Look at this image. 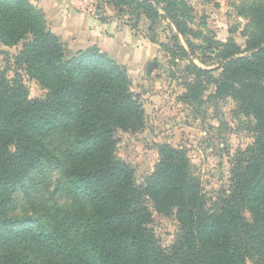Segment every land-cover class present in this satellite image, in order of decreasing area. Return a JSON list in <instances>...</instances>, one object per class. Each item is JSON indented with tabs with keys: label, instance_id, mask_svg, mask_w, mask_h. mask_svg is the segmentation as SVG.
Masks as SVG:
<instances>
[{
	"label": "trees",
	"instance_id": "16d2710c",
	"mask_svg": "<svg viewBox=\"0 0 264 264\" xmlns=\"http://www.w3.org/2000/svg\"><path fill=\"white\" fill-rule=\"evenodd\" d=\"M107 3L132 8L137 21L143 16L151 26L170 19L180 35L188 31L182 0ZM243 10L253 29L250 56L237 57L240 49L230 40L220 52L218 78L186 66L191 74L182 100L201 106L202 94L214 87L208 99L235 101L254 135L231 161L228 189L208 197L186 152L169 145L159 146L153 172L136 185L132 168L115 154L117 131L143 128V106L125 67L96 47L69 52L28 0H0V43L21 44L14 65L46 91L44 99H30L18 76L9 81L0 72V234L6 236L0 264H246L256 254L264 264V48L256 50L264 45V0ZM174 48L186 55L176 39ZM59 127L68 143L58 165L76 208L11 217V195L44 164L43 139ZM149 207L175 215L180 233L170 256L149 227Z\"/></svg>",
	"mask_w": 264,
	"mask_h": 264
},
{
	"label": "rangeland",
	"instance_id": "374dc122",
	"mask_svg": "<svg viewBox=\"0 0 264 264\" xmlns=\"http://www.w3.org/2000/svg\"><path fill=\"white\" fill-rule=\"evenodd\" d=\"M88 1L90 8L99 11L95 14L117 18L145 36L148 45H153L154 59L149 62L155 60L156 67L148 75L145 72L136 76L125 67L130 90L143 106V128L130 133L116 132V157L132 168L134 183H144L158 163L159 146L169 145L186 152L192 171L208 197H215L220 189H228L233 157L254 140L250 120L239 114L237 103L230 98L210 101L208 96L214 95V87L202 94L201 106L183 101L182 96L187 91L185 78L191 74L186 70L189 63L209 70L218 78L225 62L220 59V52L228 41L239 47L241 53L237 57L253 53L246 50L248 35L253 29H249V15L243 10V5L252 0H182L188 8L183 19L188 30L185 36L180 35L170 19H161L151 26L143 16L144 19L137 21L132 8H114L107 0ZM175 39L186 55L174 48ZM64 47L69 51L65 44ZM261 48L264 45L256 50ZM20 49L21 44L7 47L0 43V72L9 81L18 76L30 99H44L46 91L14 65V56ZM67 140L68 135L61 127L51 130L43 139L48 155L44 164L29 172L21 187L11 195V217L33 214L45 217L49 213L58 214L59 209L76 206L74 197L67 193L58 165L65 159ZM149 208L152 213L149 227L157 244L170 256L180 233L175 215L164 216ZM244 216L249 218L247 212ZM5 238V233L0 234V246ZM251 256L246 264H258V255Z\"/></svg>",
	"mask_w": 264,
	"mask_h": 264
},
{
	"label": "crops",
	"instance_id": "0c3cea01",
	"mask_svg": "<svg viewBox=\"0 0 264 264\" xmlns=\"http://www.w3.org/2000/svg\"><path fill=\"white\" fill-rule=\"evenodd\" d=\"M28 2L43 13L51 32L70 51H86L96 47L136 76L144 74L149 61L154 59L153 45H148L145 36L132 31L129 25L119 22L117 18L109 17L108 14L99 16L95 14L97 10L91 13L88 2L83 0H28Z\"/></svg>",
	"mask_w": 264,
	"mask_h": 264
},
{
	"label": "water",
	"instance_id": "95a60500",
	"mask_svg": "<svg viewBox=\"0 0 264 264\" xmlns=\"http://www.w3.org/2000/svg\"><path fill=\"white\" fill-rule=\"evenodd\" d=\"M156 67V61L153 60L151 63L148 64L147 68H146V75H148L150 73V71Z\"/></svg>",
	"mask_w": 264,
	"mask_h": 264
},
{
	"label": "built area",
	"instance_id": "2783aa9c",
	"mask_svg": "<svg viewBox=\"0 0 264 264\" xmlns=\"http://www.w3.org/2000/svg\"><path fill=\"white\" fill-rule=\"evenodd\" d=\"M83 1H85V2H89L88 0H83ZM89 11H90L91 13H94V12L96 11V9H95V8H90V7H89Z\"/></svg>",
	"mask_w": 264,
	"mask_h": 264
}]
</instances>
